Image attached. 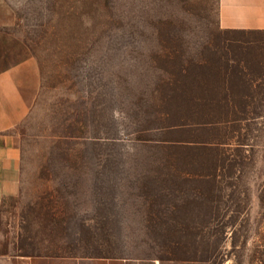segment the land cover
<instances>
[{
	"label": "rangeland",
	"instance_id": "obj_1",
	"mask_svg": "<svg viewBox=\"0 0 264 264\" xmlns=\"http://www.w3.org/2000/svg\"><path fill=\"white\" fill-rule=\"evenodd\" d=\"M34 57L0 264H264V30L219 0H0Z\"/></svg>",
	"mask_w": 264,
	"mask_h": 264
},
{
	"label": "crops",
	"instance_id": "obj_2",
	"mask_svg": "<svg viewBox=\"0 0 264 264\" xmlns=\"http://www.w3.org/2000/svg\"><path fill=\"white\" fill-rule=\"evenodd\" d=\"M219 25L225 30H264V0H219ZM0 58V201L18 195L22 182L19 126L41 87L34 57L9 65Z\"/></svg>",
	"mask_w": 264,
	"mask_h": 264
}]
</instances>
